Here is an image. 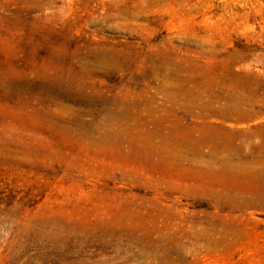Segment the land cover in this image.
Masks as SVG:
<instances>
[{
  "label": "rangeland",
  "instance_id": "rangeland-1",
  "mask_svg": "<svg viewBox=\"0 0 264 264\" xmlns=\"http://www.w3.org/2000/svg\"><path fill=\"white\" fill-rule=\"evenodd\" d=\"M0 264H264V0H0Z\"/></svg>",
  "mask_w": 264,
  "mask_h": 264
}]
</instances>
